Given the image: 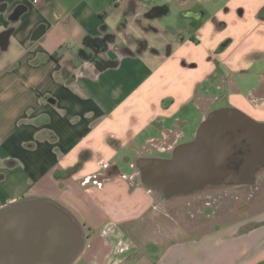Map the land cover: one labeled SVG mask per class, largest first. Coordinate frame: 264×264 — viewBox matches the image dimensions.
I'll return each mask as SVG.
<instances>
[{
  "label": "crops",
  "instance_id": "0c3cea01",
  "mask_svg": "<svg viewBox=\"0 0 264 264\" xmlns=\"http://www.w3.org/2000/svg\"><path fill=\"white\" fill-rule=\"evenodd\" d=\"M223 107L264 125V0H0V210L66 208L73 264L264 263V218L169 239L131 171Z\"/></svg>",
  "mask_w": 264,
  "mask_h": 264
},
{
  "label": "water",
  "instance_id": "95a60500",
  "mask_svg": "<svg viewBox=\"0 0 264 264\" xmlns=\"http://www.w3.org/2000/svg\"><path fill=\"white\" fill-rule=\"evenodd\" d=\"M135 166L140 184L161 202L245 185L264 166V125L234 107L218 108L170 158L140 156ZM85 246L84 227L53 200L24 198L0 210V264H73Z\"/></svg>",
  "mask_w": 264,
  "mask_h": 264
},
{
  "label": "rangeland",
  "instance_id": "374dc122",
  "mask_svg": "<svg viewBox=\"0 0 264 264\" xmlns=\"http://www.w3.org/2000/svg\"><path fill=\"white\" fill-rule=\"evenodd\" d=\"M106 1L108 0H101L103 3ZM116 15L121 18L118 13ZM174 16L173 12L168 20ZM135 156L136 154L132 155L131 161L135 159ZM153 156H169V154L154 153ZM131 171L136 172L137 169L132 168ZM137 181H139L138 176ZM156 195L159 201L160 196L157 192ZM158 206L160 211L157 210L155 213L157 217L150 218L148 221L152 227H162L169 239L198 237L218 226L244 219L262 220L264 218V177L255 184L209 186L187 196L160 202ZM252 222L249 224L258 225Z\"/></svg>",
  "mask_w": 264,
  "mask_h": 264
},
{
  "label": "flooded vegetation",
  "instance_id": "af4514ba",
  "mask_svg": "<svg viewBox=\"0 0 264 264\" xmlns=\"http://www.w3.org/2000/svg\"><path fill=\"white\" fill-rule=\"evenodd\" d=\"M161 11H162V9L155 8V9H152V10L148 11V12L146 13V15H148V16H155V15H157L158 13H160Z\"/></svg>",
  "mask_w": 264,
  "mask_h": 264
},
{
  "label": "built area",
  "instance_id": "2783aa9c",
  "mask_svg": "<svg viewBox=\"0 0 264 264\" xmlns=\"http://www.w3.org/2000/svg\"><path fill=\"white\" fill-rule=\"evenodd\" d=\"M42 0H34L35 3H40Z\"/></svg>",
  "mask_w": 264,
  "mask_h": 264
},
{
  "label": "trees",
  "instance_id": "16d2710c",
  "mask_svg": "<svg viewBox=\"0 0 264 264\" xmlns=\"http://www.w3.org/2000/svg\"><path fill=\"white\" fill-rule=\"evenodd\" d=\"M262 264H264V263H262Z\"/></svg>",
  "mask_w": 264,
  "mask_h": 264
}]
</instances>
